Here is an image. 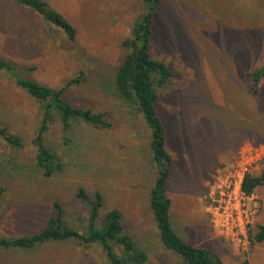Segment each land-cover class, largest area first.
Masks as SVG:
<instances>
[{
  "label": "rangeland",
  "instance_id": "1",
  "mask_svg": "<svg viewBox=\"0 0 264 264\" xmlns=\"http://www.w3.org/2000/svg\"><path fill=\"white\" fill-rule=\"evenodd\" d=\"M77 28L63 30L30 8L0 0V54L16 75L66 88L76 106L105 112L112 122L99 130L77 125L65 145L59 125L47 138L65 168L46 178L35 162L33 139L39 103L0 69V122L22 138L16 149L0 138V235L16 237L44 228L59 200L71 225L82 227L87 207L78 188L101 191L106 209L119 207L125 230L147 251L145 264H184L159 236L149 198L156 172L150 162V130L117 93L114 79L143 13V0H46ZM152 54L176 73L158 88L157 108L167 127L174 162L167 190L171 219L187 241L209 249L224 264H264V242L252 232L264 224V186L247 195L254 214L245 245L236 246L210 211L217 179L238 163L241 151L264 167V79L254 92L249 73L264 65V0H162L154 18ZM0 264H110L98 245L49 242L31 251L0 249Z\"/></svg>",
  "mask_w": 264,
  "mask_h": 264
},
{
  "label": "trees",
  "instance_id": "2",
  "mask_svg": "<svg viewBox=\"0 0 264 264\" xmlns=\"http://www.w3.org/2000/svg\"><path fill=\"white\" fill-rule=\"evenodd\" d=\"M39 13L45 21L64 31L70 40L77 37V28L60 11L46 0H11ZM144 11L134 21L131 36L122 41L126 48L118 66L114 83L118 95L136 110L150 130V162L156 172L150 190V206L153 210L160 239L163 245L177 254L184 264H224L209 249L185 240L175 229L171 219L173 205L167 186L173 166V156L168 150L166 124L157 108L158 88L171 86L175 71L163 60L152 54L154 18L162 0H143ZM0 69L12 75L16 84L39 103L41 120L33 139L35 162L46 178L64 171L65 162L57 149L47 142L52 129L59 125L64 133L65 145L77 125L104 130L112 127L105 112L89 107L76 106L65 98L68 86L79 82L73 79L62 88H52L30 78L16 75L15 66L0 54ZM252 89L259 91L264 79V65L249 73ZM0 138L8 145L22 149V138L13 134L8 125L0 122ZM264 186V167L258 175H247L243 188L247 193ZM4 189L0 188V209ZM77 197L87 207V219L82 227L71 225L66 209L59 200L53 202V214L39 232L16 237L0 235V249L7 251H31L49 242L75 241L84 246L98 245L110 264H145L149 255L141 248L124 226V213L119 207L106 209V200L101 191L89 194L78 188ZM264 242V224H257L252 232V245ZM241 264H251L245 258Z\"/></svg>",
  "mask_w": 264,
  "mask_h": 264
},
{
  "label": "built area",
  "instance_id": "3",
  "mask_svg": "<svg viewBox=\"0 0 264 264\" xmlns=\"http://www.w3.org/2000/svg\"><path fill=\"white\" fill-rule=\"evenodd\" d=\"M241 152L234 168L217 179L210 208L216 226L228 235L236 246L245 245L251 234L255 212L248 207L249 193L244 190L243 184L247 175H256L254 167L261 160L249 150Z\"/></svg>",
  "mask_w": 264,
  "mask_h": 264
}]
</instances>
